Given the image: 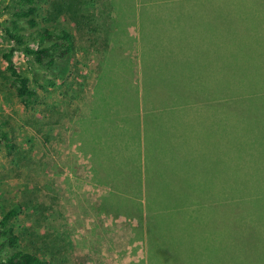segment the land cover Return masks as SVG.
<instances>
[{
  "label": "trees",
  "instance_id": "obj_1",
  "mask_svg": "<svg viewBox=\"0 0 264 264\" xmlns=\"http://www.w3.org/2000/svg\"><path fill=\"white\" fill-rule=\"evenodd\" d=\"M192 2L196 13H207V18L200 20L203 15H187L190 13L186 8L188 0H6L0 9L4 15V20L0 22V32L10 48L2 53L1 61L9 79V87L22 108L32 111L35 106L42 104L37 118L42 121L41 133L44 128L55 127L71 117L74 134L70 144L78 142L76 147L83 155L85 141H90V135L85 131L90 122H100L101 118L104 123L115 125L116 128L130 125L134 129L136 151L133 153L135 162L131 168L114 152L108 154L107 158L103 144L99 141L93 140L95 145L91 143L92 149L84 155L90 165L88 174L94 179L93 183L114 194L118 191L115 195L120 203L117 206L115 203L111 205H115V211L123 201H135L129 200L132 194L139 195L138 191L133 190L134 187L146 190V197L141 200L135 215L139 222L136 233L141 240V250L139 253H136L138 250H128L127 259L131 260L129 264H160V250L170 257L168 264H176L178 254L186 246L188 253L184 255L185 264H262L264 254L255 258L243 252L245 241L250 239L243 240L240 228L234 233L230 227L223 231L216 227L214 230L208 228L203 238L200 233L190 232L186 228L180 205L165 179L169 172L158 166L159 149L166 145L165 142L172 141V134L162 130L165 122L161 117L173 111L174 106H200L199 101L205 94L214 95L213 98L218 100L217 84L213 92H209L210 83L204 77L215 73L218 75V71L226 73L225 63L222 69L226 56L218 52V48L227 39H222L218 22H210V9L205 7V1L200 6L198 0ZM248 17L252 20V16ZM79 33L83 38L90 37L85 39L86 45L77 44L76 34ZM214 36L219 45L212 43ZM232 40L234 42L233 37ZM211 47L214 49L211 50ZM91 50L98 57L91 100L85 103L81 101L82 106L72 110L71 103L82 99L77 93L86 87L81 81L87 80L80 73L79 65L82 61L78 55L87 58ZM129 50L139 52L142 77L138 90L141 99L131 93L135 82L131 56L126 55ZM17 52L28 59L25 72L14 61ZM236 59L248 62L254 58L248 55L245 58L236 56ZM236 65H241L236 67L235 74L243 75L242 80L264 81L262 63L252 61ZM134 92L138 93L137 88ZM57 97L62 100L56 101ZM140 103L147 112L141 117ZM255 104L259 105L257 102ZM257 105L247 111L253 115V119L245 118L253 122V126L260 122L262 126L264 116L261 107ZM206 107L213 106L205 103L201 110ZM6 125V121H0V153L9 159L13 169L23 170L27 167L26 160L31 151L15 144ZM242 138L252 141L251 136ZM102 154H105V158ZM255 164L259 167L257 171H264L262 163ZM126 168L132 169L135 175ZM251 172L254 173V168ZM236 173L231 178L225 177L219 190L203 195L205 200L201 202L195 198L194 203L202 209H213L216 207L215 200L231 193L233 196L227 200L241 206L243 214L248 212L255 218L263 216L264 207L259 208L256 199L251 198L252 203L246 202L251 204H240L238 196L246 192L250 194L245 187H241L238 182L239 172ZM249 177L253 179V174ZM126 179L130 180V185L126 184ZM200 184L193 181L194 189ZM152 186H155L153 188L156 193H160L159 196L155 195V199L160 197L157 202L151 197ZM24 191H28V188ZM121 192L124 193L122 199L119 195ZM104 193V197L110 196L108 191ZM187 194L189 200L191 193ZM263 196L264 190L260 194L264 203ZM109 201L110 198L105 205ZM30 209V206L17 201L0 216V264H64L61 258L63 251L60 250L63 248L55 250V245L46 244L45 233L35 235L32 231L35 224L16 226L20 214ZM174 221L179 224L175 225ZM165 222L177 227L174 231L169 230ZM263 223L264 218L256 226L255 223L249 224L250 234L258 239L261 238L260 233L264 236ZM225 232L230 233L228 237L223 235ZM197 237L201 239L198 248L193 243ZM144 245L148 247L147 256L143 253ZM196 249L199 253H194Z\"/></svg>",
  "mask_w": 264,
  "mask_h": 264
},
{
  "label": "rangeland",
  "instance_id": "obj_2",
  "mask_svg": "<svg viewBox=\"0 0 264 264\" xmlns=\"http://www.w3.org/2000/svg\"><path fill=\"white\" fill-rule=\"evenodd\" d=\"M5 1L0 0V9ZM192 1L194 0H188L186 8L190 13L187 15L191 13L194 17L203 15L200 20L203 17L207 18V13H196ZM202 1H205V7L210 9L208 11L211 14L210 22L212 24L218 22L223 34L222 39H227L221 44L222 47L218 48V52L226 56L222 63V69L225 63L226 73L218 71V75L215 73L204 77L210 83L209 92L212 93L217 84L218 100L213 98L214 95L205 94L199 101L200 106L194 104L174 106L173 111L170 110L168 115L161 117L165 122L162 130L164 133L172 134V141L165 142L166 145L159 149L158 166L169 172L165 179L180 205L186 228L190 232L200 233V237L203 238L208 228L214 230L216 227L223 231L224 228L230 227L233 233L240 228L243 240L250 239H245V244L241 240L245 245L243 252L256 258L257 255L264 254V236L260 233L262 239H258L254 234H250L248 229L251 223L258 225L257 222L260 223L264 215L255 218L248 212L243 214L241 206L227 200L233 196L231 193L226 197L220 196L222 197L220 200L214 201L216 207L209 210L200 208L194 200L195 198L199 202L205 200L203 195L219 190L225 177L231 178L233 174L239 172L238 182L250 194L246 192L245 195L238 196L240 204H251L252 198L256 199L259 208L264 207L260 198L264 190V171H257L259 167L255 164L262 163L261 168L264 169L262 160L264 125L260 126V122L253 126V122L247 120L253 119V115L247 111H251L257 105L255 102L261 107L264 116V81H244L243 75L235 74L236 67L241 66L236 64L256 61L264 65V0H198L199 6ZM216 12H219L218 18ZM248 15L252 16V20H249ZM3 20L4 15L0 13V22ZM80 33L76 34L77 44L86 45L84 41L90 37L83 38ZM212 43L220 44L216 42L215 36L212 37ZM9 48L0 32V121H6L5 128L9 130L15 144L29 149L31 153L28 159L26 158L27 167L18 171L13 169L9 159L0 153V216L17 201L30 206V210L20 214L15 225L18 227L35 224V227H32L35 235L45 233L46 244L55 245V250L63 248L60 250L63 251L61 258L64 264H129L131 260L127 259L128 250H138L136 253L141 250V240L136 233L139 222L135 215L141 200L146 197V190L140 191L139 187H134L133 190L138 191L139 195L132 194L129 200L135 201H123L121 207L115 211V205L120 203L115 195L118 191L114 194L113 191L93 183L94 179L88 174L90 165L87 164V157L84 155L92 149V144L95 145L93 140L99 141L103 144L107 158L108 154L114 152L131 168L135 162L133 153L136 151L134 129L130 125L116 128L115 125L104 123L101 118L100 122H90L85 130L90 135V141H85L84 155L76 147L78 142L70 144V138L74 134L71 117L55 127L44 128L45 134L41 133L42 121H38L37 118L42 110V104L35 106L32 111H25L9 87V79L1 61L2 53ZM212 49L214 47H211ZM91 51L87 58L78 55L82 61L79 65L80 73L82 76L85 75L87 80L81 81L86 87L77 93L82 99L71 103L72 110L91 100L93 78L98 64L96 53L94 50ZM126 55L131 56L133 66L135 85L133 89L131 88V93L141 99V92L138 90L142 77L139 52L129 50ZM248 55L254 59L248 62L245 59H236V56L245 58ZM14 61L23 72L27 71L28 59L21 53H15ZM136 88L138 93L134 92ZM61 100L57 97L56 101ZM81 101L83 102L80 103ZM205 103L213 106V109L206 107L201 110ZM139 113L140 117L147 113L141 103ZM246 116L248 118H245ZM245 136H251L252 141L242 138ZM102 157L105 158V154H102ZM130 168L126 170L128 172L131 170L135 175ZM253 168L254 173L251 172ZM252 174L253 179L249 177ZM193 181L201 184L194 189ZM126 184L130 185V180L126 179ZM177 185L181 187L177 188ZM26 187L28 191H24ZM153 187L155 186H152L151 197L157 202L160 197L155 199V195L159 196L160 193H156ZM105 191L110 193L107 197L108 200L110 198L108 205H105L108 201L104 197ZM187 193H191L189 200ZM123 194V192L119 194L120 199L123 198ZM127 197L129 198L128 195ZM250 201L251 203H246ZM114 203V207H111ZM234 221L235 223L229 226ZM174 224L177 225L179 222L174 221ZM174 224L168 225L165 222L167 228L173 231L177 227L172 226ZM229 234L225 232L223 235L228 237ZM257 239L261 241L260 244ZM194 240L193 243L198 248L201 239L197 237ZM187 248L188 246L182 248L183 252L178 254V264H185L184 255L188 253ZM143 250L147 256L146 245ZM168 252L175 255L171 251ZM194 253L199 251L196 249ZM158 258L160 264H168L170 257L160 250Z\"/></svg>",
  "mask_w": 264,
  "mask_h": 264
}]
</instances>
